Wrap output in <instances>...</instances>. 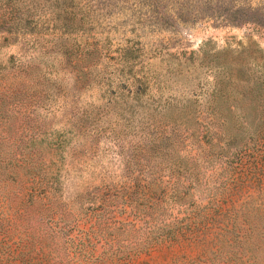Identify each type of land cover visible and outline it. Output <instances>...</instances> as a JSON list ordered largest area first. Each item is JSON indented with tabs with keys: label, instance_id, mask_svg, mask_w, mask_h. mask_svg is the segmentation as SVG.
Returning a JSON list of instances; mask_svg holds the SVG:
<instances>
[{
	"label": "rangeland",
	"instance_id": "rangeland-1",
	"mask_svg": "<svg viewBox=\"0 0 264 264\" xmlns=\"http://www.w3.org/2000/svg\"><path fill=\"white\" fill-rule=\"evenodd\" d=\"M0 264H264V0H0Z\"/></svg>",
	"mask_w": 264,
	"mask_h": 264
},
{
	"label": "trees",
	"instance_id": "trees-1",
	"mask_svg": "<svg viewBox=\"0 0 264 264\" xmlns=\"http://www.w3.org/2000/svg\"><path fill=\"white\" fill-rule=\"evenodd\" d=\"M243 21H244V22H248L249 20H248V19H246V20H242V22H243Z\"/></svg>",
	"mask_w": 264,
	"mask_h": 264
}]
</instances>
